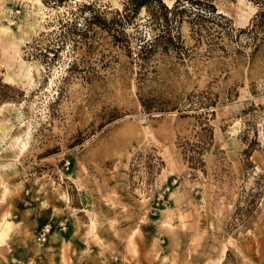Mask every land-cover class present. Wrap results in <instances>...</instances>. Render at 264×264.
<instances>
[{"label": "rangeland", "instance_id": "1", "mask_svg": "<svg viewBox=\"0 0 264 264\" xmlns=\"http://www.w3.org/2000/svg\"><path fill=\"white\" fill-rule=\"evenodd\" d=\"M124 1L0 0V264H264V16Z\"/></svg>", "mask_w": 264, "mask_h": 264}, {"label": "trees", "instance_id": "2", "mask_svg": "<svg viewBox=\"0 0 264 264\" xmlns=\"http://www.w3.org/2000/svg\"><path fill=\"white\" fill-rule=\"evenodd\" d=\"M212 0H174L170 6H167L163 0L161 2L166 6L164 7L160 0H125L122 5V13L114 12L115 15V21L117 23L122 22H130L131 18H134L136 16L139 9L142 7L144 9H147L148 6H152L156 9H162L164 10V13H170V14H191L192 16L202 17L203 19L209 20L210 22H213L214 18H216L217 14H214L213 6L210 4ZM252 5H254L257 8V11L255 13V18H259L264 16V0H248ZM173 38V37H172ZM170 38V39H172ZM154 39V38H153ZM147 44L146 46L153 45L154 40ZM198 106H207L206 100H200L197 103ZM145 112H149L150 107L144 106L141 104ZM205 112V111H204ZM203 111L199 112V116L206 120V114ZM203 126L200 128L199 132L195 134V143L189 144L186 142H183L181 144L176 143L177 147L180 148V154L182 161L187 164V166L191 169H196L197 167H202L203 163L201 161V153L206 145L207 141H210L212 136V129L211 127L207 126V124H202ZM242 155L245 159L249 157V151H243ZM155 159V164L153 166H157L160 164L159 158L153 157ZM151 168L153 167L150 165ZM241 224L244 226L246 223L241 222Z\"/></svg>", "mask_w": 264, "mask_h": 264}, {"label": "crops", "instance_id": "3", "mask_svg": "<svg viewBox=\"0 0 264 264\" xmlns=\"http://www.w3.org/2000/svg\"><path fill=\"white\" fill-rule=\"evenodd\" d=\"M184 259L185 258L183 257H178L177 259H174V257H172L167 250H162L161 253L157 255L155 259V264H188V261ZM189 264H193V263H189Z\"/></svg>", "mask_w": 264, "mask_h": 264}, {"label": "built area", "instance_id": "4", "mask_svg": "<svg viewBox=\"0 0 264 264\" xmlns=\"http://www.w3.org/2000/svg\"><path fill=\"white\" fill-rule=\"evenodd\" d=\"M61 229L63 228L61 227ZM51 232L52 230L49 223L40 226L33 236V240L35 244L42 245L45 242V240L49 237ZM8 252H10V250Z\"/></svg>", "mask_w": 264, "mask_h": 264}, {"label": "bare ground", "instance_id": "5", "mask_svg": "<svg viewBox=\"0 0 264 264\" xmlns=\"http://www.w3.org/2000/svg\"><path fill=\"white\" fill-rule=\"evenodd\" d=\"M3 234V233H2ZM3 236V235H2Z\"/></svg>", "mask_w": 264, "mask_h": 264}]
</instances>
